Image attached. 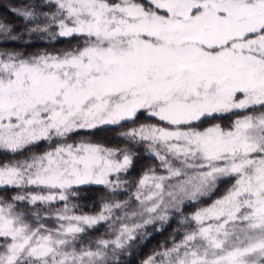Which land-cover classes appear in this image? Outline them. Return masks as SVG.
I'll return each mask as SVG.
<instances>
[{"label":"snow or ice","instance_id":"1","mask_svg":"<svg viewBox=\"0 0 264 264\" xmlns=\"http://www.w3.org/2000/svg\"><path fill=\"white\" fill-rule=\"evenodd\" d=\"M9 10L43 17L29 36L77 43L11 50L22 34L0 19V150L29 152L0 161V264H111L109 249L118 260L140 229L226 178L234 183L222 196L184 218L195 226L182 240L143 264H264V0H26ZM125 123L134 126L119 135L146 144L165 174L150 167L123 216L128 200L77 214L73 189L127 191L120 174L135 154L68 140ZM101 223L115 238L85 242Z\"/></svg>","mask_w":264,"mask_h":264},{"label":"trees","instance_id":"2","mask_svg":"<svg viewBox=\"0 0 264 264\" xmlns=\"http://www.w3.org/2000/svg\"><path fill=\"white\" fill-rule=\"evenodd\" d=\"M26 0H0V19L11 22L16 26L13 35L18 33L22 34V38L17 41H9L6 45L11 50H17L27 53H34L37 51L46 50L49 52L59 51L71 45L77 43L75 38L58 37L55 40L49 39L46 34L33 33L29 36L25 31V27L35 26V23H43V17L37 18V20L28 22L22 18L13 15L9 10L12 7H20ZM30 2V0H29ZM43 11H49L47 7L42 9ZM233 119L235 117H232ZM222 124L229 123L227 117L222 120H218ZM138 123H155L152 118H146L141 116ZM131 123H125L123 127L120 126H101L95 130H82L78 134L73 135L68 142H75L81 139L88 140L92 143L104 144L108 147H130L134 152L133 166L127 173H121L120 177L128 181L124 187L127 191H118L115 194L103 185L98 184H85L76 186L73 190L77 195L70 198L69 206L73 204L77 205L76 212L88 213L100 210L104 201H111L114 195L119 197L122 194L127 193L133 189V182L137 181L150 167H155L156 170L161 169L159 167V161L149 153L146 144H130L126 137H121L119 134L126 131L128 128L133 127ZM207 126V122L205 125ZM56 142H60L57 140ZM55 146V144H53ZM46 144H41L39 148L33 149V151H43ZM29 155V152L25 151L22 154H12L6 151L0 150V161H7L12 159H22ZM113 178V177H112ZM115 179V178H114ZM234 182L232 179L226 178L224 181L218 184L217 190L209 197L200 198L198 201H189L183 204L180 209L173 210L166 221H155L146 226V236L139 248L130 253H125L117 261L111 262V264H141L152 253L166 249L173 243L180 241L183 238L185 232L190 231L194 227V223L182 222L185 217H190L197 209L202 206L210 204L215 198L223 195L228 187ZM56 207H62V204L55 205ZM106 226L105 223H101L92 229H89L85 234L86 237L93 236L98 232V227Z\"/></svg>","mask_w":264,"mask_h":264},{"label":"rangeland","instance_id":"3","mask_svg":"<svg viewBox=\"0 0 264 264\" xmlns=\"http://www.w3.org/2000/svg\"><path fill=\"white\" fill-rule=\"evenodd\" d=\"M79 141V140H78ZM78 141H75V142H78ZM69 143H72V142H69ZM149 153H151V152H149ZM152 154V153H151ZM156 173L158 174V175H162V174H165V172H164V170L163 169H159V170H156ZM143 175V174H142ZM141 175V176H142ZM140 176V177H141ZM115 178V176H113V179ZM120 179L121 180H123L121 177H120ZM140 178H137L136 180V182L134 181V180H132V184H133V189L132 190H130V191H128L127 193H124V194H122V196L121 197H119L118 195H114L112 198H111V201H104L103 203H102V205H101V208H102V206H103V204L105 203V202H114V201H124V200H128L129 201V207L127 208V209H124V210H119V211H117L116 212V215L117 216H123L124 215V212H130V211H132V210H135L136 208H137V206H138V202L135 200V197H134V193H135V191H136V183L138 182V180H139ZM234 183V182H233ZM222 196V195H221ZM220 197V196H219ZM219 197H217V198H219ZM217 198H215V199H217ZM166 199H167V197H166ZM214 199V200H215ZM213 200V201H214ZM212 201V202H213ZM187 202H189V200H185L181 205H180V207L183 205V204H185V203H187ZM211 202V203H212ZM210 203V204H211ZM209 205V204H208ZM208 205H205V206H202V207H206V206H208ZM101 208H100V210H98V211H95V212H88V213H82V212H76L77 214H88V215H96L97 213H99L100 211H101ZM201 208V207H200ZM173 210H175V209H170L169 210V213H168V216H169V214L173 211ZM155 221H160V220H155ZM154 221V222H155ZM124 222H126V223H129V224H131V223H134V222H136V223H139V222H141L138 218L136 219V220H126V221H124ZM52 222L51 221H49V224H51ZM109 223H111V221L109 222ZM105 225L106 226H104V227H102V226H100V227H98L97 229H98V232L95 234V235H93V236H89V237H86L85 236V234L83 235V240L85 241V242H88V241H95L96 239H99V238H104V239H114L115 238V232H114V230L113 231H110L109 230V227H108V223H105ZM148 225H150V224H148ZM116 227L118 228V224L116 225ZM145 236H146V226L144 227V228H142V229H140L137 233H136V238H135V240H133V241H130L126 246H125V248L123 249V250H117V253H116V256L118 257V259H120L125 253H130V252H132L133 250H137L138 248H139V246H140V244L143 242V240H144V238H145ZM182 240V239H181ZM180 240V241H181ZM180 241H178V242H180ZM178 242H176V243H178ZM173 245H171V246H169L168 248H170V247H172ZM93 247H95V245L93 244ZM165 249H161V250H158V251H156V252H162V251H164ZM109 253H110V255H109V260H110V262H113L112 261V258H111V249H109ZM154 253H152L151 255H149V256H152ZM148 258V257H147ZM146 258V259H147ZM145 259V260H146ZM158 260L160 259L159 257L157 258ZM145 260H143V261H145ZM117 261V260H116ZM141 264H143V262L141 263Z\"/></svg>","mask_w":264,"mask_h":264}]
</instances>
